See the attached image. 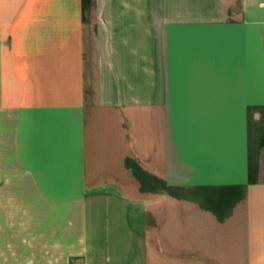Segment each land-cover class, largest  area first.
<instances>
[{
    "label": "crops",
    "instance_id": "crops-1",
    "mask_svg": "<svg viewBox=\"0 0 264 264\" xmlns=\"http://www.w3.org/2000/svg\"><path fill=\"white\" fill-rule=\"evenodd\" d=\"M163 1L106 0L99 17L82 0H0V113L17 120L19 165L39 198L96 209L89 264H264V239L218 240L232 252L217 256H193L210 241L162 239L208 211L185 204L177 221L173 201L170 224L145 206L135 221L140 209L128 207L145 199L147 176L174 184L179 171L241 193L228 216L264 185V9L235 0L222 18L162 21V6L184 7ZM190 104L237 105V115H173Z\"/></svg>",
    "mask_w": 264,
    "mask_h": 264
},
{
    "label": "rangeland",
    "instance_id": "rangeland-1",
    "mask_svg": "<svg viewBox=\"0 0 264 264\" xmlns=\"http://www.w3.org/2000/svg\"><path fill=\"white\" fill-rule=\"evenodd\" d=\"M78 0H66L72 3ZM87 3L86 10L99 17H105L107 8H104L106 0H82ZM111 4L112 0H107ZM175 3L176 0H166ZM184 7H174L166 14L170 8L162 6V21L167 17L175 18L182 15L201 20L206 17L222 18L227 16L228 12L232 15L235 0H181ZM264 0H259V8L264 9ZM162 3H166L162 0ZM92 4L93 8L89 5ZM227 5H231L228 7ZM76 10V9H72ZM112 8H109V11ZM88 13V14H90ZM77 15L76 11L74 12ZM85 15V13H82ZM109 15H111L109 13ZM99 25V32L111 31L105 27V22ZM131 25H125L126 28ZM165 26V25H163ZM102 27V28H101ZM165 28V27H164ZM163 31V30H161ZM214 35V34H211ZM163 41L160 40V42ZM214 42H211L213 45ZM160 60V56H159ZM210 60L213 63H219L217 52L211 46ZM221 61V60H220ZM219 96V95H218ZM218 100V98H216ZM173 115H199L200 108L205 111L208 106L211 115H237V105L231 104H209V105H173ZM188 107V112L186 108ZM220 111V112H219ZM264 115V114H262ZM17 120L14 115L0 113V264H89V258L95 249L91 248L90 240L94 238L95 229L98 228L96 209L92 210L90 203L83 205L80 201H53L39 198L33 191L34 186L31 179L26 177L25 172L19 165V152L15 129H17ZM260 133V132H259ZM191 136H187L188 142ZM179 142H187L185 136L179 134ZM150 163V162H149ZM152 165V163H150ZM157 166V161L154 163ZM162 165V163H159ZM186 165H190L187 163ZM153 166V165H152ZM155 166V167H156ZM154 167V166H153ZM148 169V166H147ZM190 169H194L190 166ZM181 173H184L182 171ZM149 174V172H148ZM177 180L174 184H159L151 177H146L145 199L131 200L129 208H139L135 212L133 219L141 217L143 210L148 213L149 210L157 211L166 221L171 224L170 217L167 215L169 210L176 206L179 208L177 221H184L186 206L191 209L197 207L208 211L210 216L188 217V222L182 224L176 232L173 229H166L162 232V239H187L188 241H210V248H193V256L204 255L209 251L212 256L232 252L231 247L218 248V240L229 244L231 240L246 239H264V185H259V197L246 201L236 211L235 216H228L232 210V204L241 195L239 192L223 191L216 185H203L202 181L195 176L187 179V175L177 174ZM189 180V181H188ZM142 183L139 185L141 188ZM261 189V190H260ZM128 191L135 192V185L131 184ZM257 195V194H256ZM258 198V199H257ZM175 202L171 203V202ZM92 202L91 204H98ZM248 204H251L249 207ZM183 205V206H182ZM252 207V208H251ZM94 208V207H92ZM161 209V210H160ZM158 216V214H156ZM204 217V218H203ZM100 217H98V220ZM159 219V216H158ZM190 219V220H189ZM193 220V221H192ZM187 224V225H186ZM154 227L155 223H154ZM193 227V229H192ZM193 231V232H192ZM147 238V235H146ZM197 243V242H196ZM223 244V242H220ZM181 251L183 249H169ZM192 254V253H190ZM211 256V257H212Z\"/></svg>",
    "mask_w": 264,
    "mask_h": 264
}]
</instances>
